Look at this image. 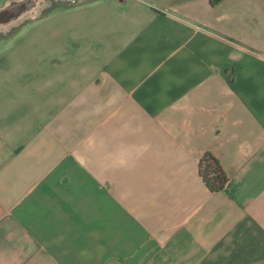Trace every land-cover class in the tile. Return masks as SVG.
<instances>
[{"label":"crops","instance_id":"crops-1","mask_svg":"<svg viewBox=\"0 0 264 264\" xmlns=\"http://www.w3.org/2000/svg\"><path fill=\"white\" fill-rule=\"evenodd\" d=\"M71 1L0 29V264H264V0Z\"/></svg>","mask_w":264,"mask_h":264},{"label":"trees","instance_id":"trees-1","mask_svg":"<svg viewBox=\"0 0 264 264\" xmlns=\"http://www.w3.org/2000/svg\"><path fill=\"white\" fill-rule=\"evenodd\" d=\"M218 0H212L216 3ZM200 175L212 192L221 191L228 182L220 160L211 152H206L200 159Z\"/></svg>","mask_w":264,"mask_h":264},{"label":"water","instance_id":"water-1","mask_svg":"<svg viewBox=\"0 0 264 264\" xmlns=\"http://www.w3.org/2000/svg\"><path fill=\"white\" fill-rule=\"evenodd\" d=\"M36 8L34 11H28V3L26 0H10L0 7V29L7 28L21 22L26 16L34 13L38 9V0H36Z\"/></svg>","mask_w":264,"mask_h":264},{"label":"rangeland","instance_id":"rangeland-1","mask_svg":"<svg viewBox=\"0 0 264 264\" xmlns=\"http://www.w3.org/2000/svg\"><path fill=\"white\" fill-rule=\"evenodd\" d=\"M5 1H8V0H0V6L4 5ZM71 3H74V2H72L71 0H38V9L34 13L26 16L24 19L21 20V22H19L17 24H22V27H26L28 25V23L31 21V19L43 18L44 17V11H46L47 9H50L54 6L60 7L64 4H71ZM47 5L49 6V8L46 7ZM18 27H19V25H18ZM18 27H17V25H16V27L14 26L12 28L11 32L14 31L15 29H17Z\"/></svg>","mask_w":264,"mask_h":264},{"label":"bare ground","instance_id":"bare-ground-1","mask_svg":"<svg viewBox=\"0 0 264 264\" xmlns=\"http://www.w3.org/2000/svg\"><path fill=\"white\" fill-rule=\"evenodd\" d=\"M30 2V1H29ZM30 5V7H32V4L28 3Z\"/></svg>","mask_w":264,"mask_h":264}]
</instances>
